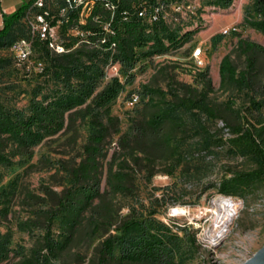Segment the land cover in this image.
<instances>
[{
    "label": "rangeland",
    "instance_id": "374dc122",
    "mask_svg": "<svg viewBox=\"0 0 264 264\" xmlns=\"http://www.w3.org/2000/svg\"><path fill=\"white\" fill-rule=\"evenodd\" d=\"M211 1L162 4L176 43L166 41L168 50L152 57H142L147 48L138 50L132 77L119 68L117 77L124 89L110 110L117 121L109 126L103 142L100 195L73 230H67L60 217L54 220V238L62 243L54 264H101V242L116 234L137 202L156 210L166 224L186 227L193 236L194 240L179 243L177 264H242L264 245V178L249 180L245 175L255 169L254 160L235 153L226 140L231 137L228 129L238 122L232 111L247 115L251 122L264 119V90L255 96L261 109L252 117L251 94L230 83L221 85L219 77L224 56L238 70L247 68L248 59L254 56L264 84V52L248 54L239 47L247 41L264 49V35L245 21L246 16L258 18L254 0H233L230 8L212 6ZM22 3L1 0L0 13L2 8L10 10ZM14 34L21 35L17 29ZM199 45L207 47L204 67L200 54L191 53ZM105 72L95 94L111 81L107 74L113 72L106 68ZM56 87L50 75L37 78L11 52L0 51V104L6 108L27 110L35 90L42 88V94H49ZM206 92L217 118L178 107L181 99ZM133 94L138 96L135 105L130 104ZM90 102L67 114L58 134L14 157L11 167H0V192L17 181L8 212H0V240H8L15 254L0 264H19L43 245V213L57 208L63 192L73 185L71 171L85 157L92 125L91 116H81ZM157 117L161 118L159 125ZM224 179H231L233 195L208 189ZM225 198L235 208L224 213L215 201ZM5 206L0 205V210ZM118 256L116 250L106 264H122Z\"/></svg>",
    "mask_w": 264,
    "mask_h": 264
},
{
    "label": "trees",
    "instance_id": "16d2710c",
    "mask_svg": "<svg viewBox=\"0 0 264 264\" xmlns=\"http://www.w3.org/2000/svg\"><path fill=\"white\" fill-rule=\"evenodd\" d=\"M175 1L178 0H115L113 20L110 13L98 5L94 14L100 16V21L89 20L82 26L83 35L69 38L67 46L72 49L64 54L51 52L46 43H36L35 57L43 62L44 67L41 72L33 74L37 78L50 75L57 87L49 94H42V88L35 90L27 110L8 109L0 104V167H11L14 157L27 154L45 138L58 134L65 127L66 115L85 105L88 100L91 102L81 117L85 119L91 116L92 132L84 146V159L71 171L73 185L63 192L56 209L43 213V245L19 264H54L62 248V243L54 238V220L60 217L61 223L68 227L67 230H73L81 214L100 195L103 142L108 136L109 126L117 121L111 116L110 110L124 89V84L118 77H113L102 91L97 94L95 92L106 77L105 67L110 61L119 64L132 77L131 71L139 60L138 50L147 48L142 57H152L168 50L166 41L170 45L176 43V35L170 31L163 12L158 20H151L150 15H138L143 6L151 12L155 7L162 9V4ZM232 3L233 0L211 1L212 6L219 8H230ZM253 9L258 18L246 16L245 21L264 35V0H254ZM25 10L26 6L21 5L13 13L4 16L3 27L0 29V51L8 50L15 41L27 36V29L21 22ZM107 23L114 34L103 29ZM15 29L21 35H15ZM103 39L105 43H102ZM110 43H115L114 51L108 50ZM239 47L248 54L264 52L261 46L253 42L242 41ZM246 67L238 70L226 55L219 65V77L221 85L230 83L236 89L251 94L252 109L249 113L253 117L261 109V103L255 96L263 92L264 84L254 56L248 59ZM201 76L205 78V74ZM207 84L211 85L210 80H207ZM178 107L187 112L198 111L209 118L218 117L217 111L208 102L207 92L196 98L181 99ZM232 112L236 114L238 122L228 129L231 137L226 139L227 144L235 153L241 152L254 160L255 169L245 175L249 180L264 178V119L251 122L240 111ZM160 122L161 118L157 117L156 124ZM9 145L11 148L7 151ZM230 182L231 179H224L219 185L211 184L208 189L214 188L222 195H233ZM118 187L120 191L123 190L122 186ZM16 189L17 181L14 180L0 192V205H6L0 212H8ZM190 240L194 239L186 227L166 224L157 217L156 210L147 209L143 203L137 202L117 227L116 234L108 235L101 242L100 262L108 263L118 250V259L122 264H177L179 243ZM11 254H15V251L10 248L9 241L0 240V263L7 261Z\"/></svg>",
    "mask_w": 264,
    "mask_h": 264
},
{
    "label": "built area",
    "instance_id": "2783aa9c",
    "mask_svg": "<svg viewBox=\"0 0 264 264\" xmlns=\"http://www.w3.org/2000/svg\"><path fill=\"white\" fill-rule=\"evenodd\" d=\"M1 2V0H0ZM21 5L26 6L25 14L21 20L27 29V36L15 41L8 49L12 53L14 60L20 64L27 72H41L44 64L35 57L36 43H46L47 48L55 54H64L72 48L67 46L69 38L82 36L81 27L85 26L89 20L99 22L100 16L94 12L98 5L102 6L110 13L113 20L116 12L115 0H23ZM17 8L7 10L2 8L0 13V26L3 27V18L13 13ZM162 9L155 7L151 12L143 6L138 15L146 17L150 15L151 20H158ZM103 29L111 34L110 24L103 25ZM228 30L225 31V33ZM106 40L103 39L102 43ZM115 43H110L108 50L114 51ZM207 47L199 45L192 50V54H200L202 57L201 66L206 63ZM113 78L118 76L119 64L110 61L105 67ZM138 103V96L133 94L130 104Z\"/></svg>",
    "mask_w": 264,
    "mask_h": 264
},
{
    "label": "water",
    "instance_id": "95a60500",
    "mask_svg": "<svg viewBox=\"0 0 264 264\" xmlns=\"http://www.w3.org/2000/svg\"><path fill=\"white\" fill-rule=\"evenodd\" d=\"M242 264H264V245L255 252L254 256Z\"/></svg>",
    "mask_w": 264,
    "mask_h": 264
},
{
    "label": "bare ground",
    "instance_id": "6f19581e",
    "mask_svg": "<svg viewBox=\"0 0 264 264\" xmlns=\"http://www.w3.org/2000/svg\"><path fill=\"white\" fill-rule=\"evenodd\" d=\"M215 205L220 209L222 212H229L230 209L235 208L228 199H220L215 201ZM229 214V213H228ZM227 214V215H228Z\"/></svg>",
    "mask_w": 264,
    "mask_h": 264
}]
</instances>
